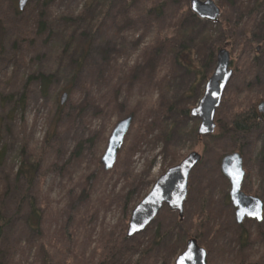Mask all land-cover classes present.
I'll use <instances>...</instances> for the list:
<instances>
[{"label":"rangeland","instance_id":"obj_1","mask_svg":"<svg viewBox=\"0 0 264 264\" xmlns=\"http://www.w3.org/2000/svg\"><path fill=\"white\" fill-rule=\"evenodd\" d=\"M13 1L17 6V0H0V22L4 27L0 45V192L8 191L9 185L14 186V174L23 162L31 166L38 163L42 170L35 178L36 195L40 207L46 210H43V237L40 232L32 233L27 227L25 211L17 214L10 206L5 216L8 223L0 235V264H38V253L55 264L52 251L59 253L60 249L57 248V252L54 247H48L50 238L46 230H51V236L55 230L70 223L76 254L71 264H85V259L94 262L89 264H96L103 255L106 239H117L121 233L126 237L133 209L149 193L155 181L192 152H198L202 159L190 175L189 186L192 180L199 178L203 190L200 193L195 186L191 196L189 187L183 220H179L178 212L164 206L144 232L133 238L126 237V245L144 250L151 234L158 233L161 245L145 255L140 264H174L194 235L190 228L187 231L185 228L186 221V227L190 225V212L199 205H203L204 211L215 203L220 206V216L209 220L212 227L208 233H201L203 240L199 241L208 252V264H264V218L262 222L247 219L241 225L236 223L234 207L227 196L230 183L221 170L224 155L240 152L236 150L240 147L246 171L242 190L264 202V164L261 161L264 158V130L234 137L226 129L238 112L250 106L257 110V104L264 100L259 91L264 89L263 9L254 12L257 22L248 33L249 37L255 34L250 54L242 53L243 46L239 43L233 44L235 51L232 53V38L222 46L230 51L234 74L216 112L215 132L200 137L197 130L201 119L181 110L183 107L192 109L198 104L207 79L196 85V78L188 71L186 63L163 71L156 79L145 69L136 72L132 82L122 75L126 68L134 67L141 49L153 36V27L148 26L145 19L125 27L107 24L101 31L93 33L90 38L94 48L95 65L90 68L93 76L84 82L74 75L70 60L63 52L72 43L70 36L65 35L70 28L67 27L68 18L80 16L87 0H50L43 15L41 7L37 11L30 0L20 11V16H16L10 5ZM213 1L221 9L218 22L203 20L193 14L189 0H176L174 6L167 4L162 24L175 21L174 13L181 8L186 14V45L190 46L189 38L198 40L206 34L222 40L224 17L228 14L235 22L244 13L241 5L248 7V12L256 4V0H235L234 9L226 1ZM249 19L246 14L241 24L248 23ZM19 20L27 23L20 24ZM99 50L110 51V63L105 66L101 65ZM256 56L257 65L251 70L249 59ZM41 75H53L52 84L46 91ZM153 79L158 82V87L149 91ZM194 84L192 97L188 94L186 100L184 96ZM72 87L75 88L74 95L68 94L66 102L60 104L62 94ZM109 90L117 103L108 101L106 111L103 95ZM142 101L156 109L148 116L146 109L142 111L139 107V115L134 117L130 108ZM159 112L160 118L155 114ZM130 115L133 122L118 152L117 162L113 169L105 171L101 157L108 138L116 123ZM147 123H153V128L139 134V124ZM83 191L80 201L78 196ZM130 192L132 194L128 196ZM79 212H83V218H72ZM42 238L44 241H40ZM135 249L132 248L124 264H137L140 250L136 253ZM153 253L156 255L154 261L148 259ZM8 256L10 259L6 260Z\"/></svg>","mask_w":264,"mask_h":264},{"label":"trees","instance_id":"obj_2","mask_svg":"<svg viewBox=\"0 0 264 264\" xmlns=\"http://www.w3.org/2000/svg\"><path fill=\"white\" fill-rule=\"evenodd\" d=\"M35 5V9L39 11L41 9L43 15L44 9L49 5L50 0H31ZM173 1L176 0H87L84 6V11L77 18L70 17L67 21V27L69 29H73V31H68L65 33L66 37L70 36V42H72L66 52H63L65 56L70 60L72 65L74 75L79 79H84V82L93 76V70H90L92 66L95 65L94 61V48L90 43V38L93 36L94 32L101 31L107 24H112V26L125 27L132 24L134 21L137 22L139 20L145 19L148 26L153 27V36L151 40L141 49L138 58L136 59V63L134 67L126 68L124 70V78L127 81H133V75L136 72H143L144 69L150 72V76L153 78H157L162 76L163 71H167L169 68H175L177 66L187 64L188 71L193 73L196 78V85L203 83L208 79L212 72L214 71L216 65V54L217 51L222 48V46L232 38V45H230V51L233 53L235 48L233 44H240L243 48L240 51L244 54H250L254 45V36L249 37L248 33L252 32L254 26L256 25V19L254 12H260L263 9L264 13V0H256V4L254 8L250 11H246L248 7L241 5V9L244 10V13H241L235 22H232L228 14L224 17L222 21V40L219 38L218 40L213 39L211 34H206L198 40L191 41L190 46L186 45V34L184 33V28L186 26L185 18L186 14L183 12L181 8H177L174 13V20L169 22L167 25L162 24V18L165 16V9L167 4H173ZM226 1L231 7L233 6L235 9V0H223ZM43 4V5H42ZM11 7L14 8L16 16H20L22 13L17 9L15 2L13 1ZM39 6L41 7L40 9ZM247 12V13H246ZM247 14L250 17L248 23L241 24V19ZM20 24L27 23L19 20ZM127 23L126 25H124ZM252 24V25H251ZM243 26V27H241ZM249 26V27H248ZM25 30V29H24ZM228 35L227 38L224 37V34ZM4 34V27L0 22V45L2 43ZM27 34H31L28 32ZM19 36H23L21 31H19ZM181 47V48H180ZM224 47V46H223ZM179 50V51H177ZM100 53L101 65L105 66L110 63L109 61V53L105 51H98ZM264 53V50H263ZM250 58L248 68L251 70L255 69V65H257V59ZM97 70H99L97 68ZM99 77L100 70L96 73ZM40 80L44 85V91H46L49 86L52 84L53 75H41ZM154 80V79H153ZM158 82H155L149 86V91H153L158 87ZM86 84V83H85ZM194 85L190 86L189 90L186 92L184 98L188 100L187 95L190 94L194 89ZM258 87V86H257ZM68 94L70 96L74 95L75 88H68ZM116 91H119L118 89ZM260 93L264 96V89L260 90ZM118 95V92H117ZM116 95V97H117ZM104 99V109L107 111L109 109L108 101L113 103H117L114 95L111 90L107 91L106 94L103 95ZM114 99V100H113ZM148 101V100H145ZM145 101L139 102L138 105H135L133 108H130V114L134 115V117L138 113V108L143 111L146 109V112L153 115L154 109L156 107H152L147 104ZM141 105V106H140ZM145 105H147L145 107ZM158 105V103H157ZM194 105V104H193ZM182 113L188 114L190 109L187 107L182 108ZM158 115V118L162 117L160 112L155 113ZM148 118V117H147ZM146 118V120H147ZM155 119V118H154ZM146 123V122H145ZM138 133L141 131L146 133L147 129L153 128V123H147L142 125L139 124ZM227 127V126H226ZM228 131L232 133L234 137H237V134L243 133L247 135L256 134L257 132H261L264 130V117L259 114L254 108V106H250L238 112L233 122L226 128ZM236 150H239L240 154H243L240 147ZM238 152V151H234ZM30 157V156H29ZM41 159V158H40ZM264 164V158L261 159ZM98 162V160H97ZM174 163H172L173 165ZM40 165L36 163L35 165H28L26 162H23L21 167H18L17 172L14 174L13 185H9L8 191L0 192V235L4 228V225L8 223L7 212L10 211V206H13L15 212L18 214L19 212L25 211V223L27 227L30 228L32 233L40 232L43 237V225H44V212L46 210L40 207L41 203H38L37 195H36V183L35 178H37V172H40ZM196 182V184L194 183ZM195 186L202 193V183L198 178L197 181L194 179L190 182V194L194 195ZM85 191L78 196V199L81 201L83 198ZM132 192L128 194L130 196ZM229 197V194L227 195ZM208 205V203H207ZM196 207V205H195ZM203 205H199L195 210L190 212L191 221L190 225L186 227L188 221L185 222L186 231L188 228L194 232L190 238H195L198 242L203 237L201 233H204L209 228L212 227L210 224V219L215 220L218 216H220V206L217 204L207 206V209L203 211ZM80 216L78 217V215ZM83 212H79L77 215H73L72 218L78 219L83 218ZM210 216V217H209ZM6 220V221H5ZM180 220V219H179ZM181 221V220H180ZM176 222V225L179 222ZM71 224V223H70ZM70 224L61 226L57 230H55L50 236L51 230H46L47 235L49 236V245L50 249L57 250L60 249L59 253H52L55 256V264H71V259L75 260V239L71 238L70 233ZM163 226V223L160 224ZM161 226L159 228H161ZM75 230L74 225L72 226V231ZM160 232V231H158ZM158 233L151 234L149 245L145 247V249L140 250L135 249V245L127 244L128 239L124 237L121 233L117 237V239L108 238L105 242V248L103 255L100 260L96 262V264H124V260L127 256L131 255L132 248L136 250V253L140 250V258L137 264H140L144 261V256L149 255V252L153 249L155 251V247L161 245L160 238ZM189 238V239H190ZM40 241H44L42 238ZM54 245V246H51ZM139 245V244H138ZM40 248H43L40 246ZM174 249V248H173ZM51 255V254H50ZM175 255V252H173ZM37 256L38 264H51V260L45 256L42 258L40 253ZM156 255L151 254L148 259L155 260ZM167 258H169L167 256ZM1 259V256H0ZM4 259V258H3ZM2 259V260H3ZM10 259V256L6 260ZM86 263H94L93 261H86ZM101 261V262H100Z\"/></svg>","mask_w":264,"mask_h":264},{"label":"water","instance_id":"obj_3","mask_svg":"<svg viewBox=\"0 0 264 264\" xmlns=\"http://www.w3.org/2000/svg\"><path fill=\"white\" fill-rule=\"evenodd\" d=\"M30 0H17L19 11H23ZM193 14L203 20L218 22L221 10L213 0H189ZM234 74L231 68V54L226 48H220L216 55V65L208 78L204 93L198 104L190 110V116L200 118L198 136H209L216 129V112L220 107L223 95ZM68 93L61 96L60 104H64ZM257 111L264 115V100L257 104ZM133 122V116L119 120L113 128L107 147L101 157L105 171L114 168L119 150L122 148L126 135ZM202 156L192 152L179 164L171 166L154 183L149 193L133 209L126 233L133 238L144 232L158 217L160 211L167 206L171 211L178 212L180 220L184 218V205L189 194V179L192 171L201 162ZM221 170L230 183L231 203L235 207L236 223L241 225L246 219L262 222L264 218V202L257 196L243 192L242 184L246 176L243 157L239 152L224 155L221 159ZM242 172L243 175H239ZM135 229V230H134ZM208 252L200 246L198 240L190 238L185 250L177 256L174 264H208Z\"/></svg>","mask_w":264,"mask_h":264},{"label":"flooded vegetation","instance_id":"obj_4","mask_svg":"<svg viewBox=\"0 0 264 264\" xmlns=\"http://www.w3.org/2000/svg\"><path fill=\"white\" fill-rule=\"evenodd\" d=\"M264 117V115H262ZM229 194V193H228ZM250 195V194H249ZM229 199H230V202H231V198H230V194H229ZM232 204V203H231ZM234 207V206H233ZM234 215H235V207H234ZM247 220V219H246ZM248 220H253V219H248ZM239 225V224H238ZM208 262V260H207Z\"/></svg>","mask_w":264,"mask_h":264},{"label":"snow or ice","instance_id":"obj_5","mask_svg":"<svg viewBox=\"0 0 264 264\" xmlns=\"http://www.w3.org/2000/svg\"><path fill=\"white\" fill-rule=\"evenodd\" d=\"M239 175H243V173H242V172H240V173H239ZM134 230H135V229H134Z\"/></svg>","mask_w":264,"mask_h":264}]
</instances>
